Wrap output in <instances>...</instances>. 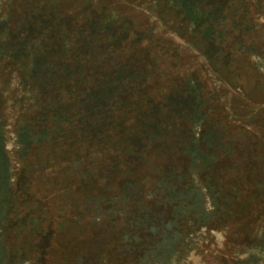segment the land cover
Returning a JSON list of instances; mask_svg holds the SVG:
<instances>
[{
	"label": "trees",
	"instance_id": "1",
	"mask_svg": "<svg viewBox=\"0 0 264 264\" xmlns=\"http://www.w3.org/2000/svg\"><path fill=\"white\" fill-rule=\"evenodd\" d=\"M19 1L17 36L13 25L11 34L23 54L15 56V42L0 45V105L7 124L49 139L16 143L0 127L1 160L17 196H35L43 264L57 257L59 264H264V129L226 128L210 109L193 117L186 94L196 85L202 97L201 84L187 74L175 79L173 65L161 64L105 10L86 6L71 22L42 0ZM159 1L188 11L207 38L208 56L237 84L251 89L264 81V0ZM157 73L171 85L156 91ZM208 131L221 135L226 149L192 170L189 138ZM171 177L203 200L181 223L170 204L156 200ZM27 202L17 199V210ZM135 219L145 220L141 228ZM223 242L226 254L211 252Z\"/></svg>",
	"mask_w": 264,
	"mask_h": 264
},
{
	"label": "rangeland",
	"instance_id": "2",
	"mask_svg": "<svg viewBox=\"0 0 264 264\" xmlns=\"http://www.w3.org/2000/svg\"><path fill=\"white\" fill-rule=\"evenodd\" d=\"M46 6L55 7L53 10H63L71 19H77L78 13L82 8L91 5L92 8L105 10V13L111 15L114 21L125 23V27H129L134 37L140 39L141 46L149 47L153 54L158 56L157 60L161 64L170 63L174 66L175 79L184 74L193 76L200 84L203 91L202 97L196 85L188 88L186 99L189 104L195 105L193 117L203 118L210 109V112H216L224 120L226 128L232 130L244 129V127L255 125V127L264 129V81L260 78L254 87L247 88L248 83L239 85L233 78L225 73L223 66L217 65L215 59L208 56V41L202 36L187 19L188 11L177 12L175 8H179L180 3L170 4L159 0H42ZM19 0H0V45L4 46L9 42L13 43L17 40L11 34V26L13 25L14 35L17 36V21L21 12V4ZM178 6V7H176ZM47 8V7H46ZM185 10V8H184ZM187 13V14H186ZM185 14V15H184ZM9 24V27H7ZM124 26V25H123ZM23 28V27H22ZM206 30V29H205ZM22 43L13 46L15 56H21ZM54 47V46H53ZM9 51L11 49L6 48ZM18 54V55H17ZM1 66V65H0ZM158 68H161L158 65ZM223 70V71H222ZM163 71V70H162ZM158 76L160 75L157 73ZM1 75V74H0ZM159 82L156 83V91L167 88L171 82L164 80L159 76ZM149 85L155 84L151 79ZM176 84V82H172ZM4 87V86H3ZM161 91V90H160ZM197 93V94H196ZM200 97V98H198ZM126 117V115H125ZM195 118L196 122L200 118ZM2 105H0V127L9 129L12 140L17 143L26 139H33L35 142H43L49 139L47 133H35L29 138V131L26 127L17 128V122L8 123ZM251 128V127H249ZM246 130L247 133L253 131ZM263 132V131H262ZM216 132H202L197 136L191 137L188 146L191 148L190 165L192 170L200 171L205 168L216 157L218 151L226 149L225 140L220 139L221 135ZM6 133L0 131V264H43L42 258L46 255L44 243L38 245L35 241L37 225L35 213L37 207H33L30 201H35V196H17V183H12L9 177H6V167L2 150L5 146ZM264 139V133H260ZM241 140H247L245 134L239 136ZM261 140H259L260 142ZM165 183L158 186L159 196L156 198L158 203L170 204L173 208V217L177 223H181L183 218L192 210L198 212L202 209L201 198H194L189 193H185L183 189L179 190L180 185L177 181L171 179L163 180ZM205 191L208 192V186L205 185ZM203 190V189H202ZM213 192L212 188H209ZM11 193V194H10ZM127 194V192H126ZM124 199L128 196L123 195ZM17 199L19 201H28V207L25 210H17ZM111 207V206H110ZM197 209V210H196ZM262 208L258 212L262 211ZM114 209H111L112 211ZM180 213V214H179ZM198 214V213H197ZM144 215V214H142ZM140 214V216H142ZM178 215V216H177ZM137 226L141 228V223L145 220H134ZM259 222H264V214ZM256 225H258L256 223ZM138 227V228H139ZM137 232V231H136ZM137 234H139L137 232ZM174 236L169 235V239ZM162 244L165 247L169 240ZM231 239V237H230ZM227 242L221 243L220 246L211 247V252L226 254L225 249ZM213 248V249H212ZM59 252L58 248L54 249ZM54 257L56 254L51 253ZM58 256V254H57ZM170 259V257H169ZM160 259L148 260L146 264H160ZM63 261V264H67ZM212 261V260H211ZM50 262V261H49ZM212 263V262H211ZM51 264H59V257L54 259ZM161 264H167L165 259Z\"/></svg>",
	"mask_w": 264,
	"mask_h": 264
}]
</instances>
